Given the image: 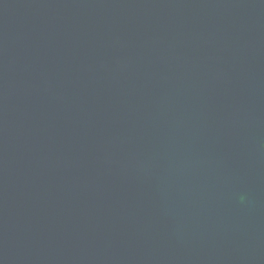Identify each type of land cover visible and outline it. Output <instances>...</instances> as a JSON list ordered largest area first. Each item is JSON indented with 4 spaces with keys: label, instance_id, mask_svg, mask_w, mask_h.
Masks as SVG:
<instances>
[{
    "label": "water",
    "instance_id": "1",
    "mask_svg": "<svg viewBox=\"0 0 264 264\" xmlns=\"http://www.w3.org/2000/svg\"><path fill=\"white\" fill-rule=\"evenodd\" d=\"M0 264H264V0H0Z\"/></svg>",
    "mask_w": 264,
    "mask_h": 264
}]
</instances>
